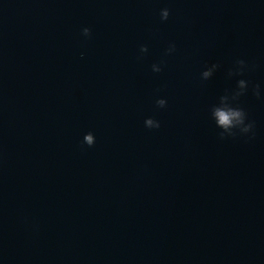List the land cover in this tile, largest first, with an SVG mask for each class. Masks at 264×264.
I'll return each instance as SVG.
<instances>
[{
    "label": "water",
    "instance_id": "95a60500",
    "mask_svg": "<svg viewBox=\"0 0 264 264\" xmlns=\"http://www.w3.org/2000/svg\"><path fill=\"white\" fill-rule=\"evenodd\" d=\"M0 264H264V0H0Z\"/></svg>",
    "mask_w": 264,
    "mask_h": 264
},
{
    "label": "clouds",
    "instance_id": "9594fccd",
    "mask_svg": "<svg viewBox=\"0 0 264 264\" xmlns=\"http://www.w3.org/2000/svg\"><path fill=\"white\" fill-rule=\"evenodd\" d=\"M169 15V10L167 8L161 9V18L166 19ZM83 32L85 35H87L90 32V29L88 27H85L83 29ZM238 64L245 65V61L243 59L238 61ZM216 65L213 64L212 67H210L207 71L202 73V79H208L213 73V70L215 69ZM155 68V66H154ZM158 70V69H156ZM248 87V81L244 79H240L237 82V91L235 93V96H240L245 93ZM253 91L257 97H260L262 94V89L260 84H255L253 86ZM228 98L221 97V104L216 106L213 109V116L216 120V123L219 127L223 128L226 132L231 133V129L233 128H239L241 133L248 134L250 133L254 128V122L248 119V115L245 112V110L238 106H232L228 103H225V101ZM158 103L163 106L165 101L163 99L159 100ZM146 123L150 126L155 125L159 126V123L154 121L153 119L149 118ZM221 136H223V133H221ZM87 142L89 144L93 143V136L89 134L87 136Z\"/></svg>",
    "mask_w": 264,
    "mask_h": 264
}]
</instances>
